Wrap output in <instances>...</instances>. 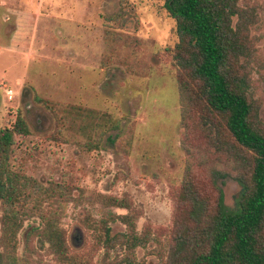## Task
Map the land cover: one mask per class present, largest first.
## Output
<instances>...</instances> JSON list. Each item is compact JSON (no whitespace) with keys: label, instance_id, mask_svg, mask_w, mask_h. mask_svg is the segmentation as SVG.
Wrapping results in <instances>:
<instances>
[{"label":"rangeland","instance_id":"1","mask_svg":"<svg viewBox=\"0 0 264 264\" xmlns=\"http://www.w3.org/2000/svg\"><path fill=\"white\" fill-rule=\"evenodd\" d=\"M247 3L259 24L249 32L255 56L244 64L264 126V0ZM164 5L165 0H0V129L22 115L31 130L29 137L17 136L13 170L45 187H71L76 200L96 193L128 198L138 232L148 241L131 249L127 226L110 222L113 242L100 248L96 264H166L175 255V228L194 231L190 204L182 198L189 156L205 169L199 177L208 184L209 192L200 187L206 196L210 176L229 208H237L242 192L234 170L239 160L222 156L204 135L186 134L172 53L180 36ZM199 115L219 127L212 113ZM102 117L120 127L99 128ZM223 133L218 143L230 144ZM116 137L113 146L110 138ZM214 171L228 176L216 180ZM65 207L63 227L78 252L93 240L88 217L93 222L128 214L87 199ZM38 225L36 219L25 224L20 256L30 227ZM30 250L36 251L34 264H55L36 239Z\"/></svg>","mask_w":264,"mask_h":264},{"label":"trees","instance_id":"2","mask_svg":"<svg viewBox=\"0 0 264 264\" xmlns=\"http://www.w3.org/2000/svg\"><path fill=\"white\" fill-rule=\"evenodd\" d=\"M164 7L176 20L180 36L172 53L179 70V103L186 134L204 135L222 156L232 162L239 160L234 170L242 186L237 208H229L212 176L208 179L212 187L209 196L203 193L200 187L208 191V184L199 174L205 169L193 157L187 158L182 198L190 204L187 214L194 231L175 228L172 244L176 251L166 264H264V126L250 97L244 64L255 56L249 32L259 24V17L247 0H165ZM199 111L212 113L219 119V127L213 119L201 118ZM119 127L120 122L112 117L100 120L103 130ZM219 130L228 134L230 144L218 143ZM30 135L22 115L0 129V264H34L36 251L30 250L34 239L55 264H96L100 248L113 242L110 222L117 221L127 226L131 249L148 244L138 232L137 211L128 198L96 193L76 200L71 187L54 183L45 187L14 171L11 161L17 136ZM102 137L103 133L98 144ZM117 140L110 138V143L115 146ZM213 176L217 180L228 175L214 171ZM85 199L93 206L124 209L128 214L110 213L108 218L93 222L88 217L85 222L93 240L85 251L78 252L69 243L63 220L68 202ZM33 219L39 220V225L30 227L26 251L20 256L19 236Z\"/></svg>","mask_w":264,"mask_h":264},{"label":"built area","instance_id":"3","mask_svg":"<svg viewBox=\"0 0 264 264\" xmlns=\"http://www.w3.org/2000/svg\"><path fill=\"white\" fill-rule=\"evenodd\" d=\"M9 94H10V96H12V94H13V91H10V92H8Z\"/></svg>","mask_w":264,"mask_h":264}]
</instances>
